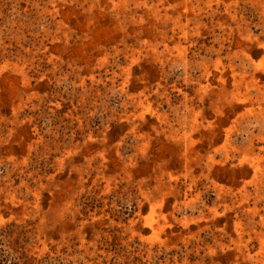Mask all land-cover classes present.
I'll use <instances>...</instances> for the list:
<instances>
[{
  "label": "rangeland",
  "instance_id": "rangeland-1",
  "mask_svg": "<svg viewBox=\"0 0 264 264\" xmlns=\"http://www.w3.org/2000/svg\"><path fill=\"white\" fill-rule=\"evenodd\" d=\"M0 264H264V0H0Z\"/></svg>",
  "mask_w": 264,
  "mask_h": 264
}]
</instances>
